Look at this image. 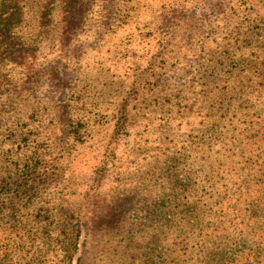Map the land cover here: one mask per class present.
<instances>
[{
    "label": "rangeland",
    "instance_id": "1",
    "mask_svg": "<svg viewBox=\"0 0 264 264\" xmlns=\"http://www.w3.org/2000/svg\"><path fill=\"white\" fill-rule=\"evenodd\" d=\"M61 1L16 0L0 58V172L29 157L35 186L29 242L14 234L2 264L18 241L22 264H66L76 220L70 264H150L161 208L189 216L173 184L188 196L195 175L199 193L264 170L246 157L264 145V0Z\"/></svg>",
    "mask_w": 264,
    "mask_h": 264
},
{
    "label": "trees",
    "instance_id": "2",
    "mask_svg": "<svg viewBox=\"0 0 264 264\" xmlns=\"http://www.w3.org/2000/svg\"><path fill=\"white\" fill-rule=\"evenodd\" d=\"M56 1L48 0L47 3L59 12L63 8L61 9ZM47 3L36 10V15L39 14L41 19L49 15ZM20 14L21 8L16 0H0V58L12 47L9 40L11 38L16 40V37L11 35V29ZM54 15L46 25L59 34L62 31L61 17L56 13ZM247 147L250 151L246 152V157L249 154L254 155L255 161L264 160V145ZM246 157L240 162L245 163ZM227 160L232 164L235 156L229 155ZM33 169L34 163H29L27 157L19 169L11 168L9 174L0 172V240H6L2 254L0 252V264L3 263V259H8V254L13 251L10 242L13 244V239L16 241V238H13L14 234L22 236L23 240L29 242V230L26 226L29 221L27 217L29 200L35 189L34 185H29L32 184L29 183V173ZM240 175L233 178L234 183L228 186L223 182L219 184L220 186L208 184L209 190L204 191L203 186L199 193H197L199 184L202 183L197 180L199 175H195L194 178L191 175L196 187L188 196L183 195L184 190L180 188L176 190L178 184L175 186L173 184L171 199L183 200L185 212L189 216L184 218V222L179 220L177 224L170 225L167 223L174 216L178 217L177 212L171 208H161L160 215L164 222L156 229L158 237L154 241H149L157 246V254L154 259H148L149 263L264 264V170L253 171L252 174L248 172L247 176L251 177L246 187L241 184L243 181L240 180ZM178 181L179 179L176 180ZM15 226H19L20 230L16 231ZM71 227L64 254L66 264H70L82 232L78 220ZM37 229L39 234L50 237L59 231L57 228L48 230L46 226ZM154 237L155 235L152 236ZM17 244L20 249L18 251L23 252L14 257L12 264H22V255L29 253L28 248H24L25 244L19 241ZM6 262H9V259Z\"/></svg>",
    "mask_w": 264,
    "mask_h": 264
}]
</instances>
